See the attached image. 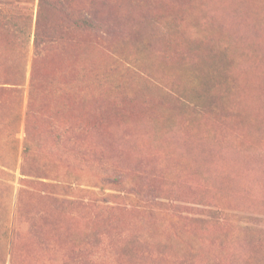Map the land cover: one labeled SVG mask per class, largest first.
Instances as JSON below:
<instances>
[{
	"label": "rangeland",
	"instance_id": "374dc122",
	"mask_svg": "<svg viewBox=\"0 0 264 264\" xmlns=\"http://www.w3.org/2000/svg\"><path fill=\"white\" fill-rule=\"evenodd\" d=\"M60 1L0 0V264H264V0Z\"/></svg>",
	"mask_w": 264,
	"mask_h": 264
},
{
	"label": "trees",
	"instance_id": "16d2710c",
	"mask_svg": "<svg viewBox=\"0 0 264 264\" xmlns=\"http://www.w3.org/2000/svg\"><path fill=\"white\" fill-rule=\"evenodd\" d=\"M57 2L59 3V6L57 4ZM47 5L52 6L53 8L57 9L61 15L63 16V20H65V22H70V23H78L80 22L83 26L87 25L89 27L95 28L97 27V25L95 23H92V21H86L84 20H76L73 19L71 17V15L69 14V12L67 10L64 9L63 7V3L60 0H56L55 2H52V0H40V10H39V17H38V24H37V33H36V43L35 46L36 48H40L39 44H40V39L43 38V40H51L52 38L50 37L49 33L51 32V27L52 24L49 23V21H45L44 22V18H43V12L45 10V7ZM31 99V97H30ZM30 151V147L27 145L24 146V152L28 153ZM26 163L22 166L23 169L26 166Z\"/></svg>",
	"mask_w": 264,
	"mask_h": 264
}]
</instances>
